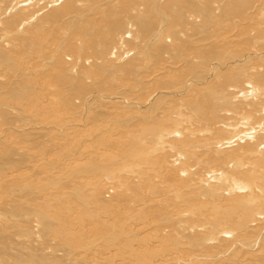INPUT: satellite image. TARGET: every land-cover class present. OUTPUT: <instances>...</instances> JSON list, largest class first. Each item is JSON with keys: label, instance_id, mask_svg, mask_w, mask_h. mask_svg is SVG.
<instances>
[{"label": "rangeland", "instance_id": "374dc122", "mask_svg": "<svg viewBox=\"0 0 264 264\" xmlns=\"http://www.w3.org/2000/svg\"><path fill=\"white\" fill-rule=\"evenodd\" d=\"M0 264H264V0H0Z\"/></svg>", "mask_w": 264, "mask_h": 264}, {"label": "bare ground", "instance_id": "6f19581e", "mask_svg": "<svg viewBox=\"0 0 264 264\" xmlns=\"http://www.w3.org/2000/svg\"><path fill=\"white\" fill-rule=\"evenodd\" d=\"M15 8V7H14ZM13 11V10H12ZM67 79V78H66ZM65 80V79H64ZM221 179V178H220ZM242 184V183H241ZM240 187H242V186H240ZM246 187H249V185L247 184V186ZM243 188H244V184H243ZM245 189V188H244ZM235 190V189H234ZM249 190V189H248ZM232 191V190H231Z\"/></svg>", "mask_w": 264, "mask_h": 264}]
</instances>
